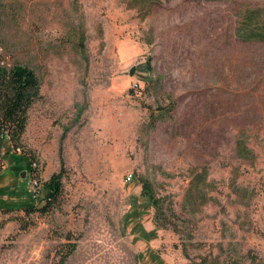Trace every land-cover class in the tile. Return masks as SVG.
I'll return each mask as SVG.
<instances>
[{
  "label": "rangeland",
  "instance_id": "rangeland-1",
  "mask_svg": "<svg viewBox=\"0 0 264 264\" xmlns=\"http://www.w3.org/2000/svg\"><path fill=\"white\" fill-rule=\"evenodd\" d=\"M246 11L264 20V0H0V60L40 81L21 142L0 141V205L29 201L32 175L63 183L47 210L0 206V264H264V41L239 36ZM145 183L151 236L124 223Z\"/></svg>",
  "mask_w": 264,
  "mask_h": 264
},
{
  "label": "trees",
  "instance_id": "trees-1",
  "mask_svg": "<svg viewBox=\"0 0 264 264\" xmlns=\"http://www.w3.org/2000/svg\"><path fill=\"white\" fill-rule=\"evenodd\" d=\"M243 16L240 28L238 29L239 36L244 40L249 41H264V20L259 19L251 26V20H254L252 11H246ZM40 96V81L31 67L22 63H13L7 66L0 60V141L1 146L12 147L21 142L23 133L26 130L28 122V111L34 101ZM16 147V146H15ZM18 148V147H17ZM237 153L240 157H248L253 152L244 136H238L236 142ZM8 152L10 150H7ZM6 154V153H4ZM19 168V167H17ZM25 169L19 168L18 175H14L13 180H18L23 177ZM3 177V176H0ZM4 178H0L2 180ZM144 190L140 196H137L132 201V206L127 212L124 223L126 227L135 235L151 236L155 232L146 231L142 223L138 221L144 213L149 211L150 207H159L160 201L156 198L151 185L145 183ZM18 190V189H17ZM63 191L62 177L60 173H54L51 178L44 183L42 189V198L34 197L31 192L27 193V198L31 200L23 201L22 204L14 202L7 206L3 203L2 207L6 209H13L16 206L30 212L34 208H41L47 210L57 202ZM11 192L9 184L0 185V199ZM40 192V193H41ZM2 199V202H4ZM5 200V199H4ZM38 201L37 206L32 204V201ZM35 201V202H36ZM31 203V204H29ZM20 204V206H19ZM256 257H254V260ZM163 264V260L159 262ZM253 264H258L253 262Z\"/></svg>",
  "mask_w": 264,
  "mask_h": 264
},
{
  "label": "built area",
  "instance_id": "built-area-1",
  "mask_svg": "<svg viewBox=\"0 0 264 264\" xmlns=\"http://www.w3.org/2000/svg\"><path fill=\"white\" fill-rule=\"evenodd\" d=\"M135 88L138 90L139 84H136ZM34 165H36V162L34 163ZM129 179H131V175L129 176ZM28 184L30 185V192L33 194L34 197H37L41 192V182L37 178H34V176L32 175Z\"/></svg>",
  "mask_w": 264,
  "mask_h": 264
},
{
  "label": "water",
  "instance_id": "water-1",
  "mask_svg": "<svg viewBox=\"0 0 264 264\" xmlns=\"http://www.w3.org/2000/svg\"><path fill=\"white\" fill-rule=\"evenodd\" d=\"M131 74H133V70H131ZM26 176V172L24 171L23 172V177H25Z\"/></svg>",
  "mask_w": 264,
  "mask_h": 264
}]
</instances>
